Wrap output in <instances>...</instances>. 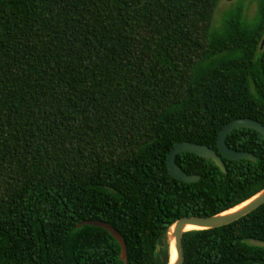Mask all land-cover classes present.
Masks as SVG:
<instances>
[{
  "label": "trees",
  "instance_id": "obj_1",
  "mask_svg": "<svg viewBox=\"0 0 264 264\" xmlns=\"http://www.w3.org/2000/svg\"><path fill=\"white\" fill-rule=\"evenodd\" d=\"M221 0H0V264H168V231L264 187V137L234 129L227 173L181 141L218 151L239 117L264 124V0L214 27ZM98 219L114 226L121 245ZM264 204L183 235L184 264H264Z\"/></svg>",
  "mask_w": 264,
  "mask_h": 264
},
{
  "label": "water",
  "instance_id": "obj_2",
  "mask_svg": "<svg viewBox=\"0 0 264 264\" xmlns=\"http://www.w3.org/2000/svg\"><path fill=\"white\" fill-rule=\"evenodd\" d=\"M264 45V38L262 45ZM250 128L258 131L264 137V124L249 118V117H239L228 122L220 130L218 136V151L215 149L201 143L191 142V141H181L175 145L169 152L167 158V164L170 174L183 182H197L201 176L199 174H189L182 167L176 164L177 155L183 152H192L201 157L211 159L222 172L227 173L224 161L222 157L239 160V159H248L251 161H257V156L249 151L236 150L231 148L226 143V138L234 129L237 128ZM244 203V204H243ZM243 204V205H242ZM264 204V187L256 192L254 195L246 199L245 201L229 208L218 214L211 216H185L176 220L171 227L169 228L167 237L169 242V262L168 264H184V247H183V235L185 232L190 230L198 229H211L219 226L226 225L233 221L240 219L241 217L251 213L259 206ZM234 211H230L238 206ZM84 224L98 226L106 229L110 232L112 236L120 243L121 245V259L124 262H127V249L126 241L122 235L117 231V229L112 226L110 223L98 219H89L79 223L77 226L81 227ZM188 226H195L197 229H188ZM251 244L256 246L264 247V240L251 239ZM171 248L175 250V259L170 263L171 259Z\"/></svg>",
  "mask_w": 264,
  "mask_h": 264
},
{
  "label": "rangeland",
  "instance_id": "obj_3",
  "mask_svg": "<svg viewBox=\"0 0 264 264\" xmlns=\"http://www.w3.org/2000/svg\"><path fill=\"white\" fill-rule=\"evenodd\" d=\"M259 0H221L215 13L213 26L220 27L225 14L235 8H242L243 20L253 22L258 13Z\"/></svg>",
  "mask_w": 264,
  "mask_h": 264
},
{
  "label": "bare ground",
  "instance_id": "obj_4",
  "mask_svg": "<svg viewBox=\"0 0 264 264\" xmlns=\"http://www.w3.org/2000/svg\"><path fill=\"white\" fill-rule=\"evenodd\" d=\"M244 204V203H243ZM242 204V205H243ZM242 205H240V206H238V207H236V208H234V209H232V210H230V211H234V210H236L237 208H239V207H241ZM188 229H197V227H195V226H188L187 227ZM175 250H174V248H171V259H170V263H172L173 261H174V259H175Z\"/></svg>",
  "mask_w": 264,
  "mask_h": 264
}]
</instances>
